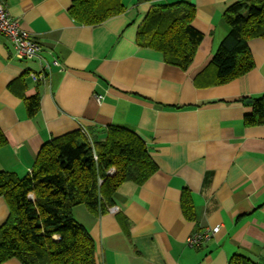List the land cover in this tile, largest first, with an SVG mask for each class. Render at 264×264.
<instances>
[{"label":"crops","instance_id":"crops-1","mask_svg":"<svg viewBox=\"0 0 264 264\" xmlns=\"http://www.w3.org/2000/svg\"><path fill=\"white\" fill-rule=\"evenodd\" d=\"M178 1L196 6L193 24L204 34L186 69L137 43L151 7ZM237 1L122 0L123 13L85 25L70 14L73 0H3L41 51L19 59L0 33V128L8 139L0 171L25 176L54 137L110 125L138 133L158 166L143 184L123 183L108 212L74 208L96 242L97 264H229L234 254L264 264V123L246 122L250 100L264 94V37L249 41L247 73L217 84L209 66L230 31L224 12ZM35 95L40 109L30 116L24 98ZM186 189L193 220L181 204ZM9 211L0 197V225ZM218 225L210 240L188 245L190 235Z\"/></svg>","mask_w":264,"mask_h":264},{"label":"trees","instance_id":"trees-1","mask_svg":"<svg viewBox=\"0 0 264 264\" xmlns=\"http://www.w3.org/2000/svg\"><path fill=\"white\" fill-rule=\"evenodd\" d=\"M70 14L79 23L99 25L125 11L122 0H73ZM196 6L189 1L157 4L140 25L137 43L161 51L165 60L188 68L204 34L195 27ZM230 31L209 64L215 83L229 82L254 66L249 41L264 37V0H240L224 12ZM30 116L40 109L38 95L24 98ZM248 124L264 123V94L250 100ZM8 139L0 128V147ZM144 139L134 130L110 125L103 131L79 129L54 137L41 148L31 171L20 176L0 171V197L9 215L0 225V264H97L96 242L73 210L84 204L94 215L109 211L125 182L143 184L157 170ZM113 171L110 172V170ZM183 212L195 218L191 193L181 197ZM229 264H257L234 254Z\"/></svg>","mask_w":264,"mask_h":264},{"label":"built area","instance_id":"built-area-1","mask_svg":"<svg viewBox=\"0 0 264 264\" xmlns=\"http://www.w3.org/2000/svg\"><path fill=\"white\" fill-rule=\"evenodd\" d=\"M0 33H3L10 39L14 48V54L19 59H33L41 51L40 43L29 30L22 27L18 19L10 14L3 0H0ZM32 77L38 81L44 76L41 73H32ZM96 98L98 101H101L103 95H97ZM219 230L220 226L218 225L210 230L196 232L187 238V243L192 247L201 246L204 242L210 240Z\"/></svg>","mask_w":264,"mask_h":264},{"label":"rangeland","instance_id":"rangeland-1","mask_svg":"<svg viewBox=\"0 0 264 264\" xmlns=\"http://www.w3.org/2000/svg\"><path fill=\"white\" fill-rule=\"evenodd\" d=\"M113 171V169L110 170V172Z\"/></svg>","mask_w":264,"mask_h":264}]
</instances>
